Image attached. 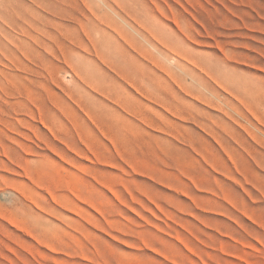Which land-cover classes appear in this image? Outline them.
I'll return each mask as SVG.
<instances>
[{
	"label": "rangeland",
	"instance_id": "obj_1",
	"mask_svg": "<svg viewBox=\"0 0 264 264\" xmlns=\"http://www.w3.org/2000/svg\"><path fill=\"white\" fill-rule=\"evenodd\" d=\"M0 264H264V0H0Z\"/></svg>",
	"mask_w": 264,
	"mask_h": 264
},
{
	"label": "bare ground",
	"instance_id": "obj_2",
	"mask_svg": "<svg viewBox=\"0 0 264 264\" xmlns=\"http://www.w3.org/2000/svg\"><path fill=\"white\" fill-rule=\"evenodd\" d=\"M133 28V27H132ZM119 31V30H118ZM118 31H117V33H118ZM121 32V31H120ZM89 32H87V34H88ZM120 34H122V33H120ZM122 36H123V34H122ZM125 36V35H124ZM155 36V35H154ZM126 37H128V41L130 42V43H132L133 45H134V43L135 44H137V40L135 39V38H133V37H131L129 34H126ZM126 37H124V38H126ZM119 38V36L117 37V39ZM91 39V38H90ZM108 39V38H107ZM109 40H110V42H108L109 44L110 43H112V42H114V40H116L113 36H110L109 37ZM105 41V40H104ZM80 44H82L84 47H87L88 48V46H87V44H85V42H84V40H82V39H80L79 41H78ZM115 43V42H114ZM119 43V42H118ZM106 44V43H105ZM115 44H117V43H115ZM97 45V44H96ZM103 45V44H102ZM102 45H97V48H98V51H97V54H98V56H100V60L102 61V63H105L106 65H110V66H112L114 69V72H115V74H116V76H119V77H121V78H124L127 82L129 81L130 83H131V85H133L134 87H136L137 89H142V87L141 88H138V86L139 85H141L140 84V82H139V69H138V67H137V65H136V61L134 60V59H132V58H130V56H128L127 57V60H128V62H127V64H124V65H121L120 63H118L113 57H108V56H106L105 55V57L102 55V54H106V51L105 50H103V48H102ZM119 45V44H118ZM131 45V44H130ZM82 46V47H83ZM117 46V45H116ZM138 46V45H137ZM119 47V46H118ZM143 47V46H142ZM135 49V48H134ZM120 50V49H119ZM118 50V51H119ZM143 50V49H142ZM147 52V51H146ZM148 53V52H147ZM153 53V52H152ZM142 54V53H141ZM151 55V54H150ZM145 56H146V54H145ZM152 56V55H151ZM89 62H90V64L95 68V69H98V67L101 65V63H100V61L99 62H97V61H95V60H89ZM20 65V64H19ZM79 74V73H78ZM96 74V73H95ZM79 76L83 79V82L84 83H86V84H89V85H91L92 87H94L95 89H97V90H99V91H101L102 93H103V95H107V93H108V91H110V87H111V85L110 84H107V85H99L98 83H96V81L95 80H93V81H90V80H87V79H85V77H83V76H81L80 74H79ZM116 76L114 77V78H112V81L115 83V85L114 86H119L120 88H122L123 89V91L126 93H128V96H127V98H129L130 97V90H128L127 88H126V90L124 89V87L122 86V84L120 83V81H122V80H118L117 78H116ZM119 87H118V89H119ZM122 89H119V90H121L122 91ZM118 90V91H119ZM19 93V92H18ZM124 93V94H125ZM115 94H118V93H115ZM115 94H113L112 93V95H114L115 96ZM121 94V93H120ZM120 94H118V96L120 95ZM168 94H169V91H168ZM171 94V93H170ZM110 97V96H109ZM113 97V96H112ZM117 98V97H116ZM120 98V97H119ZM124 98H125V96H124ZM121 101H123V100H118V98H117V101L116 102H121ZM86 108H88V107H86ZM129 108V107H128ZM90 109V108H89ZM130 109V108H129ZM133 110H134V108H133ZM64 111V110H63ZM62 111V112H63ZM90 111V110H89ZM91 112V111H90ZM135 112V111H134ZM137 112V111H136ZM135 112V113H136ZM87 113V112H86ZM89 113V112H88ZM87 113V114H88ZM92 113V112H91ZM131 113H133V112H131ZM65 114V113H64ZM137 114H139V113H137ZM66 115V114H65ZM89 115V114H88ZM138 116V115H137ZM66 117H67V115H66ZM68 117H70L69 116V114H68ZM90 117V116H89ZM121 119V118H120ZM70 120V119H69ZM68 120V121H69ZM118 122V121H117ZM44 123H46L45 122V120H44ZM43 123V124H44ZM47 123H49V121L47 122ZM52 123V122H51ZM54 123V122H53ZM58 123V122H57ZM72 123V122H71ZM77 123V122H76ZM112 123V122H111ZM128 123V122H127ZM95 124H96V122H95ZM114 124V123H113ZM130 124H132V123H130ZM48 125V124H47ZM46 125V126H47ZM52 125V124H51ZM121 125V124H120ZM129 125V124H128ZM57 126V125H56ZM80 126V125H79ZM97 126V125H96ZM101 126V125H100ZM115 126H116V124H115ZM119 126V125H118ZM127 126V124L126 125H123L122 127L125 129V127ZM48 127V126H47ZM54 127V126H53ZM69 127V126H68ZM50 128V127H49ZM67 128V127H66ZM95 128V127H94ZM115 128V127H114ZM129 128V127H128ZM51 130H52V128H50ZM49 129V130H50ZM54 129V128H53ZM57 129V128H56ZM55 129V130H56ZM110 129H112V127H109V131H110ZM54 130V131H55ZM77 130V129H76ZM94 130V129H93ZM131 130V129H130ZM56 131H58V130H56ZM66 131V130H65ZM102 131V130H101ZM115 131V130H114ZM127 131H129V130H127ZM99 132V131H98ZM106 132V131H105ZM52 133V132H51ZM58 133V132H57ZM77 133V132H76ZM79 133V132H78ZM103 133H104V131H103ZM114 133V132H113ZM131 133V132H130ZM74 134V133H73ZM84 134H85V132H84ZM84 134H83V136L82 137H84ZM126 134H128V133H126ZM132 134H134L133 132H132ZM131 134V135H132ZM52 135H54V134H52ZM61 135V134H60ZM62 135H63V133H62ZM104 136L106 135V133L105 134H103ZM113 135H115V134H113ZM118 135H120V134H118ZM117 135V136H118ZM130 135V136H131ZM59 136V135H58ZM69 136V135H68ZM136 137L137 138V135L136 134H134L133 135V137ZM57 137V136H56ZM78 137V136H77ZM93 137H94V135H93ZM107 137V136H106ZM112 137V136H111ZM74 138V137H73ZM80 138V137H79ZM78 138V139H79ZM87 138V137H86ZM70 139H72V138H70ZM82 139V138H81ZM85 139V138H84ZM110 139V138H109ZM114 139V138H113ZM59 140V139H58ZM86 140V139H85ZM88 140V139H87ZM72 141V140H71ZM78 141V140H77ZM79 141H81V140H79ZM114 141V140H113ZM75 142V141H74ZM76 143V142H75ZM79 143V142H78ZM81 143V142H80ZM84 143H85V141H84ZM88 143H89V140H88ZM114 143V142H113ZM72 144V143H71ZM83 144V143H82ZM87 143H85V145H86ZM116 144V143H115ZM73 145V144H72ZM79 145V144H78ZM81 145V144H80ZM114 145V144H113ZM51 146V145H50ZM83 146V145H82ZM87 146V145H86ZM76 147V146H75ZM79 147V146H78ZM91 147V146H90ZM89 147V148H90ZM49 148V147H48ZM70 148V147H69ZM115 148V147H114ZM70 149H72V148H70ZM92 149V148H91ZM75 150V149H74ZM73 150V151H74ZM93 152H94V150H92ZM117 152V151H116ZM115 152V153H116ZM95 155V154H94ZM118 155V154H117ZM120 155V154H119ZM62 156V155H61ZM98 156H100V155H98ZM122 157V156H121ZM64 158V157H63ZM62 158V159H63ZM118 158V157H117ZM123 158H124V156H123ZM104 159V158H103ZM65 160V159H64ZM105 160V159H104ZM121 160V159H120ZM125 159H123V161H124ZM66 161V160H65ZM107 161V160H106ZM99 162V161H98ZM104 163V162H103ZM130 165V164H129ZM136 165H138V164H136ZM130 167H131V165H130ZM133 168V167H132ZM134 168H135V165H134ZM135 169H137V168H135ZM139 169H140V167H139ZM24 170V169H23ZM26 170V169H25ZM138 170V169H137ZM31 180V179H30ZM92 180V179H91ZM33 181V180H32ZM101 183H102V181H101ZM34 184V183H33ZM70 184V183H69ZM98 184V183H97ZM103 184V183H102ZM36 185V184H35ZM66 185H68V184H66ZM63 186H65V185H63ZM70 186V185H69ZM74 191V190H73ZM72 191V192H73ZM75 192V191H74ZM74 192H73V194H74ZM53 193V192H52ZM51 193V194H52ZM5 195V194H4ZM9 196H10V194H8ZM72 195V194H71ZM5 197H7L6 195H5ZM55 197V196H54ZM9 199V198H8ZM56 199V198H55ZM56 202V201H55ZM91 203V202H90ZM257 222V221H256ZM144 242H146V240L144 241Z\"/></svg>",
	"mask_w": 264,
	"mask_h": 264
}]
</instances>
